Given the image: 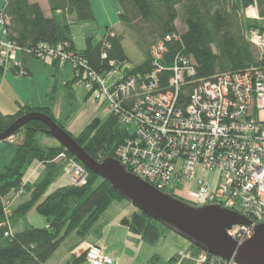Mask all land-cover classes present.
<instances>
[{
	"label": "trees",
	"instance_id": "16d2710c",
	"mask_svg": "<svg viewBox=\"0 0 264 264\" xmlns=\"http://www.w3.org/2000/svg\"><path fill=\"white\" fill-rule=\"evenodd\" d=\"M116 2L121 10L118 16L124 31L131 32L135 44L143 51L144 62L138 66L129 63L122 47L123 35L114 28L106 27L98 43L93 44L87 38L84 49L76 48L70 25L75 21L94 19L90 0H46L49 15L36 1L5 0L0 13L8 18L6 38L20 48L24 60L31 56L38 58L37 52L42 44L52 46L62 42L86 61V69L96 73H104L110 69L109 62L114 61L119 66L127 65L124 68L127 73L142 74L154 67L150 56L152 45L167 36H176V39L166 42L167 52L162 64L167 69L177 55H183L195 68L193 77L189 78L191 83L182 85L179 90L178 103H188L194 86L202 80L213 79L223 73H244L264 68V50L260 51L249 41L252 30H264V20L245 15L246 7L256 3L263 18L264 0ZM178 23L183 25V30H179ZM52 64L71 67L73 78L64 85L66 92L62 101H78L73 85L81 80L80 74L69 62L63 66L56 62ZM7 71L29 75L22 62L20 67H11ZM0 72L6 71L0 67ZM170 75V70L160 72L162 84H166ZM52 95V92L48 94L46 106L23 104L15 113H0V133L29 112L49 116L68 132L66 120L69 113L64 112L61 119L55 116L51 108ZM88 98L89 93L86 92L84 99ZM134 98L120 101L122 107L133 103ZM61 105L62 111L69 106L76 111L78 107L77 103ZM46 128L43 122L32 119L12 133L13 142L0 141V264H46L63 244L68 245L69 257L62 264H82L87 261L86 250L78 254L72 251L85 238L97 233L96 227L104 212L114 203L131 205L107 181L85 167L87 179L84 184L70 183L48 192L50 185L65 173L72 159L82 164L53 139ZM17 135L22 138L15 143ZM41 136L50 137L55 142L42 144ZM128 136L129 131L121 117L114 113L92 118L77 135H72L96 161L115 159L117 147ZM34 162L42 163V173L34 182H24V175ZM31 210L45 219L46 226L35 227L27 222L26 216ZM121 223L139 241L150 245L159 242L164 237V230L169 229L137 209L124 217ZM184 252H188L190 257L183 258L182 264H222L221 259L209 254H206L205 262L197 263L198 256L206 251L192 242ZM157 258L153 255L145 264H154ZM178 259L176 253L167 262Z\"/></svg>",
	"mask_w": 264,
	"mask_h": 264
},
{
	"label": "built area",
	"instance_id": "2783aa9c",
	"mask_svg": "<svg viewBox=\"0 0 264 264\" xmlns=\"http://www.w3.org/2000/svg\"><path fill=\"white\" fill-rule=\"evenodd\" d=\"M245 15L264 20L256 3L246 7ZM7 24L8 18L0 13V67L4 71L21 66L17 60L20 48L6 38ZM172 38L176 36L152 45L154 67L138 75L125 72L128 66L114 61L104 73L86 69V61L62 42L40 45L37 56L46 63L72 64L86 91L102 102L103 112L121 117L129 136L117 147L115 159L126 171L164 193L182 195L196 207L216 204L243 215L248 224L226 230L241 244L257 225L264 224V68L202 80L194 86L188 103H178L179 90L191 83L195 68L183 55H177L167 69L162 64L166 42ZM249 41L263 51L264 30H252ZM164 70L171 72L166 84L159 79ZM131 97H135L133 103L122 107L120 101ZM72 167L71 181L77 184L82 169L75 163ZM190 183L194 189L188 196L185 189ZM182 185L185 193L177 191ZM206 254H200L196 262H205ZM189 257L188 252L180 251L172 264H182ZM86 260L92 264L114 262L98 246L86 249ZM221 261L237 264L233 258Z\"/></svg>",
	"mask_w": 264,
	"mask_h": 264
},
{
	"label": "water",
	"instance_id": "95a60500",
	"mask_svg": "<svg viewBox=\"0 0 264 264\" xmlns=\"http://www.w3.org/2000/svg\"><path fill=\"white\" fill-rule=\"evenodd\" d=\"M32 119L43 122L47 126L45 131L52 138L86 169L107 181L135 209L164 224L187 241L201 246L211 256L224 260L233 258L237 264H264V224L257 225L250 238L237 244L226 230L232 225L248 224L246 217L216 204L196 207L176 199L129 173L116 159L94 160L70 133L45 114L29 112L19 117L0 133V140Z\"/></svg>",
	"mask_w": 264,
	"mask_h": 264
},
{
	"label": "rangeland",
	"instance_id": "374dc122",
	"mask_svg": "<svg viewBox=\"0 0 264 264\" xmlns=\"http://www.w3.org/2000/svg\"><path fill=\"white\" fill-rule=\"evenodd\" d=\"M32 1H36L39 4H43L44 0H32ZM90 1H91L92 9L94 12V19L87 20V21H75L70 25L75 46L78 49H84L86 46L87 38H90L92 43L96 44L100 41L102 35L105 32L106 27L114 28L116 32L123 35L122 47L128 58L129 63L132 66H138L142 64L144 62L143 51L135 44L133 40V35L131 34V32L124 31V28L121 25V22L119 21L118 14L120 13L121 10L116 0H90ZM4 2L5 0H0V7L2 6ZM178 27H179V30L184 29L183 25L182 24L179 25V23H178ZM0 38H1V34H0ZM20 56H21V52L19 51L17 54V59L20 60ZM29 58H30L29 64H30L31 74L30 75L19 74V75H15V77L10 76L9 79L11 82L10 83L11 87L14 89V92L17 96H20V97L29 96L30 98L35 100L33 102H36V100H39V101L42 100L43 98L42 96L45 92L44 84L46 82V79L49 78L51 80V78L48 76L47 68H46V60L44 58H41V57L37 58L33 56ZM52 63L54 62H49V64H52ZM1 75L2 74H0V76ZM56 80H57L56 81L57 87H56L55 95H54L55 99H54V102H53V99L51 101V103H53L52 109H55L54 114L60 119L62 117V114H64V112L69 113V116H68L69 119L66 120V130H68L69 133H71L72 135H77L92 118L94 117L103 118L104 117L105 113L103 112V104H101L102 103L101 101H98L97 99H93L90 93H89V98L84 99V95L86 94L87 91L84 88L83 82L81 80L76 81L73 85L76 90V96L78 100V101L75 100L73 102H70V101L66 102L65 100L62 101V97L66 92L64 88L63 93H62V80H63L62 71H60L57 74ZM61 103H65V105L66 103H77L78 110L76 109V111L74 110L72 111L71 106H69L68 108L66 106L67 109L62 111ZM21 138H22L21 135H17L15 143L17 141L20 142ZM53 139L50 137L48 138L46 136H41L40 142L42 144L49 145L55 142ZM4 140L11 142L13 140L12 134L9 135L7 138L0 140V141L4 142ZM60 157H62V155H60ZM74 163L75 161L72 159L70 163L68 164V166H66V169L67 170L69 169L68 174L71 175L68 179L69 184L73 183L71 181V177L74 175V171L72 167ZM40 164L42 165V163ZM75 164H77V162ZM77 165L81 167L82 171L77 175L76 180L78 179L77 180L78 182L76 185H82L86 182L87 172L84 169L83 165L82 166L80 164H77ZM42 171L43 170H41V173ZM65 172L67 171L65 170ZM185 186L186 185H184V187ZM182 188H183V185L181 188L177 189V191L178 192L183 191L185 193L188 190L187 194L189 196L191 192H193L194 185L192 183L188 184V188L185 189L186 191L184 190V188L183 189ZM171 196L176 199H179L186 203L191 204L189 200L184 199L182 195L180 194L178 195L172 194ZM25 197L27 196H24V198ZM114 205H117V204H112L109 208L110 209L109 211H112ZM34 215L35 217H39L43 219L42 216H40L36 212ZM34 219L35 218H32L31 216V219H29V222L31 224L35 223ZM64 246L65 244L62 246V249ZM188 247H189V242L184 237L180 236L179 234L175 233L172 230L165 229L164 237L159 242L153 245L144 244L143 250L139 254V260L137 264H142V260H144L143 262H145L153 254L157 255L158 257L156 261L154 262V264H166V263L172 264L174 260H172L169 263L167 262L169 257H171L174 253L176 254L180 252L181 250L183 251L186 250ZM89 263L92 264L91 262ZM82 264H88V262L86 261Z\"/></svg>",
	"mask_w": 264,
	"mask_h": 264
},
{
	"label": "crops",
	"instance_id": "0c3cea01",
	"mask_svg": "<svg viewBox=\"0 0 264 264\" xmlns=\"http://www.w3.org/2000/svg\"><path fill=\"white\" fill-rule=\"evenodd\" d=\"M32 1V0H31ZM46 15H49L48 7L46 0L43 1V4H40ZM47 13H46V11ZM75 44V43H74ZM77 48V47H76ZM78 49V48H77ZM24 63L25 68L28 70L29 75L31 74L30 64L28 57L24 60L23 54L20 56V60ZM48 76L51 78L46 79L44 84L45 90L43 94L42 100H36L30 98L29 96H17L14 92V89L11 87L10 76L13 73L10 71L0 72L2 74L0 76V113L2 114H12L15 113L18 108L23 104H29L32 107H41L46 106L48 104V94L53 93V102L55 99V90L57 87V74L62 71L63 72V80H62V93L64 90V85L67 81L71 80L72 70L69 65H65L63 67H57L54 64L46 63ZM11 74V75H9ZM42 89V90H43ZM85 96V95H84ZM29 97V98H28ZM52 108V104H51ZM55 109H52L54 113ZM43 170V167L40 163L34 162L28 168L24 175V182H34L39 174ZM67 171V169H66ZM71 175L68 174V171L65 172L60 178H58L54 183H52L48 189V192L55 190L58 187L69 184L68 179ZM112 211H109L110 207L104 212L100 221L97 224V233L93 236H89L85 238L73 251L72 253L78 254L85 251L90 246H98L100 247L106 254L110 255L114 262L112 264H137L139 260V254L143 250L144 244L142 241H139L136 237L132 235L129 228L121 223V220L124 217L129 216L135 209L132 205L126 203H114ZM35 211L31 210L26 218L27 222L35 227H44L46 226L45 219H41L39 217H35ZM35 218V223H30L29 219ZM36 220V221H35ZM64 245V244H63ZM62 245V246H63ZM62 246L53 254L50 260L46 264H62L69 257V253L67 252L68 245L62 249ZM175 254V253H174ZM173 254V255H174ZM154 255V254H153ZM153 255H151L145 262L142 260V264H145ZM172 255V256H173ZM171 256V257H172ZM169 257V258H171ZM168 261V260H167ZM88 264L89 261H87ZM167 264V263H166Z\"/></svg>",
	"mask_w": 264,
	"mask_h": 264
}]
</instances>
